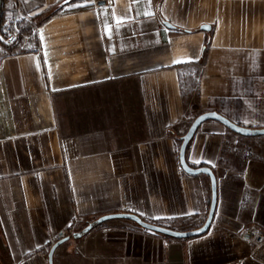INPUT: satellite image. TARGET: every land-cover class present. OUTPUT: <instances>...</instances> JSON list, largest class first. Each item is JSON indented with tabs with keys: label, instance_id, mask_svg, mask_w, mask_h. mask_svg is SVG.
Segmentation results:
<instances>
[{
	"label": "crops",
	"instance_id": "0c3cea01",
	"mask_svg": "<svg viewBox=\"0 0 264 264\" xmlns=\"http://www.w3.org/2000/svg\"><path fill=\"white\" fill-rule=\"evenodd\" d=\"M17 2L47 18L0 56V264H49L65 237L51 264H264V136L215 121L185 150L216 179L204 234L167 239L116 219L72 238L117 213L201 226L210 180L182 170L181 137L210 111L264 128V0ZM188 69L197 89L183 96ZM248 229L262 241L243 239Z\"/></svg>",
	"mask_w": 264,
	"mask_h": 264
},
{
	"label": "water",
	"instance_id": "95a60500",
	"mask_svg": "<svg viewBox=\"0 0 264 264\" xmlns=\"http://www.w3.org/2000/svg\"><path fill=\"white\" fill-rule=\"evenodd\" d=\"M0 10H1V0H0ZM201 29L202 30H209V27L203 26ZM206 121L218 122V123L222 124L223 126H225L229 131H231L235 134H238L240 136H243V137L264 136V128L251 129V128L239 126V125L234 124L233 122L229 121L224 116H222L219 113L214 112V111L201 113L198 116H196L194 118V120L190 123L187 132L181 137V143L179 146L178 156H179L180 166L185 173H187L189 175H200V174H202V175L207 176L210 180L211 198H210L209 209H208L207 216H206L203 224L200 227L193 229V230H189V231H177V230H173V229L166 228L163 226H158V225L146 223V222L142 221L140 218H138L137 216L130 214V213H117V214H109V215L101 216V217L95 219L94 221L88 223L79 232L73 233L72 238H74V239L79 238L81 235L89 232L93 226L100 225V224L105 223L107 221L116 220V219L126 220L129 222H132L135 225H137L138 227H140L141 229H144V230H147V231H150V232L162 235V236H166L169 238H173V239H189V238L197 237V236L204 234L208 230V228L211 224L214 209H215L216 179H215V175H214L213 171L210 168H207V167H199V168L190 167L185 161V150H186V147H187L189 141L191 140V138L195 134L196 130L199 128V126L203 122H206ZM67 239H68V237L60 239L55 244H53V246L50 248L49 253H48L49 264H51L52 255H53L54 250L60 244L65 242Z\"/></svg>",
	"mask_w": 264,
	"mask_h": 264
},
{
	"label": "built area",
	"instance_id": "2783aa9c",
	"mask_svg": "<svg viewBox=\"0 0 264 264\" xmlns=\"http://www.w3.org/2000/svg\"><path fill=\"white\" fill-rule=\"evenodd\" d=\"M110 1L111 0H95L93 7L98 10L104 9L109 6ZM2 3L3 7L8 4H14L16 15L21 19H25L30 22L29 13L23 12L17 0H3ZM0 23V43H3V45L6 46L18 37L19 29L16 26L15 18L13 20L4 19L3 24L2 22ZM241 237L252 244H258L262 241V237L252 229L242 232Z\"/></svg>",
	"mask_w": 264,
	"mask_h": 264
},
{
	"label": "trees",
	"instance_id": "16d2710c",
	"mask_svg": "<svg viewBox=\"0 0 264 264\" xmlns=\"http://www.w3.org/2000/svg\"><path fill=\"white\" fill-rule=\"evenodd\" d=\"M2 2H3V0H1L0 20H1V17L3 15V3ZM57 10H58V8L55 9L54 11H52L51 14H54ZM46 18L47 17H45V18L43 17L41 19H38V21H35V26L40 25ZM35 20H36V18H35ZM19 24H20V31H21L22 35H28V34L32 33V24L25 22L23 20H21ZM21 42H22V39H21V37H19L15 44H13L10 47H6L5 50H12V49L18 47L21 44ZM206 49H207V44L205 43L203 48H202V56H204ZM185 74L186 75L184 77L186 79V82L184 84L182 83V87H181L182 91H183V96L194 93L196 91V89H197L196 76L198 75V70L197 69H195V70L188 69ZM180 77L182 79L181 74H180ZM162 237L167 238V239H173V238H169L166 236H162Z\"/></svg>",
	"mask_w": 264,
	"mask_h": 264
},
{
	"label": "rangeland",
	"instance_id": "374dc122",
	"mask_svg": "<svg viewBox=\"0 0 264 264\" xmlns=\"http://www.w3.org/2000/svg\"><path fill=\"white\" fill-rule=\"evenodd\" d=\"M23 10V9H22ZM23 12H25V10H23ZM15 18V23H16V26H17V28L19 29V35H18V37L12 42V43H9V44H7L6 46H4L3 45V43H0V56H2V54H5V53H10L12 50H15V49H17V50H19V47H20V45L22 44V42H23V40L24 39H32L33 38V36H34V29H35V21H38V19L39 18H36V20H35V17H33V18H31L30 17V22L29 21H27V20H25V19H21L20 17H18L17 15H16V12H15V14H14V17H11V18H5V16L4 15H2V17H1V20H0V22H2V24H3V21H4V19H9V20H13ZM21 20H23V21H25V22H28V23H30V24H32V33H30V34H28V35H22L21 34V31H20V21ZM1 24V23H0ZM19 37H21V39H22V42H21V44L18 46V47H16V48H14V49H12V50H5V48L6 47H10V46H12L13 44H15L16 43V41H17V39L19 38ZM192 96H190V98H191ZM191 101H192V99H191ZM203 224V223H202ZM201 224V225H202Z\"/></svg>",
	"mask_w": 264,
	"mask_h": 264
},
{
	"label": "snow or ice",
	"instance_id": "6c2138e0",
	"mask_svg": "<svg viewBox=\"0 0 264 264\" xmlns=\"http://www.w3.org/2000/svg\"><path fill=\"white\" fill-rule=\"evenodd\" d=\"M176 62H180V61H176Z\"/></svg>",
	"mask_w": 264,
	"mask_h": 264
}]
</instances>
